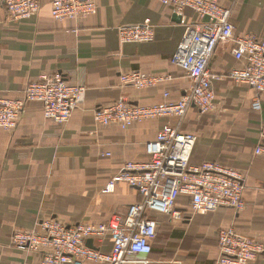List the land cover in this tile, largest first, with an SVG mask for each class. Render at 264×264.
I'll return each mask as SVG.
<instances>
[{"label":"crops","instance_id":"1","mask_svg":"<svg viewBox=\"0 0 264 264\" xmlns=\"http://www.w3.org/2000/svg\"><path fill=\"white\" fill-rule=\"evenodd\" d=\"M39 1L38 15L28 21H12L0 1V96L17 98L41 76L57 73L87 92L66 125L45 119L42 104L33 102L16 131H0V264H41L39 254L11 246L13 233L32 231L39 220L98 224L114 214L126 215L142 201L126 183H118L113 192L105 188L125 164L148 162L147 143L174 121L163 118L122 130L97 124L94 110L121 100L158 105L166 101L165 93L170 101L180 99L191 83L170 60L186 28L201 23L193 11L177 15L155 0H96V15L56 22L52 0ZM218 1L234 5L232 22L239 33L264 39V0ZM146 20L155 27L153 42H120L119 27ZM232 50V43L221 44L210 63L218 77L216 110L200 114L190 109L182 132L197 137L192 165L217 162L246 175V208L193 214L190 199L181 197L176 208L184 218L149 213L157 223L153 253L129 256L126 264H218V235L230 227L264 243V156L255 154L264 124V93L262 110L255 111V90L229 76L242 67ZM130 70L173 78L146 90L122 87L120 76ZM96 246L110 253L113 241ZM251 264H264V254Z\"/></svg>","mask_w":264,"mask_h":264},{"label":"built area","instance_id":"2","mask_svg":"<svg viewBox=\"0 0 264 264\" xmlns=\"http://www.w3.org/2000/svg\"><path fill=\"white\" fill-rule=\"evenodd\" d=\"M0 1L12 21L31 20L41 9L39 0ZM155 1L171 7L177 15L191 10L201 19V23L186 28L183 40L170 60L190 80L189 89L177 101H170L171 95L165 93L166 101L158 105L141 106L121 100L94 110L97 124L117 126L122 130L163 118L174 121L147 143L148 162L125 164L105 188V192H113L118 183H126L139 193L142 201L131 205L126 215L114 214L108 221L98 224L68 225L50 218L39 220L32 231L13 233L11 246L39 254L41 264H126L129 256L151 255L157 223L148 218L149 213L158 212L182 220L183 214L176 208L181 197L190 199L193 214L206 215L220 209L241 213L246 208L243 197L246 175L217 162L192 165L197 137L184 134L182 127L190 109L208 114L217 108L214 82L218 77L211 72L210 63L223 43H232L233 56L242 64L229 72L230 78L255 90L253 108L258 112L262 110L264 39L237 31L232 22L234 5L222 6L218 0ZM97 13L96 0H52L51 15L56 22L78 21ZM118 33L123 44L155 40V27L150 20L121 26ZM172 78L130 70L121 74L120 84L146 90ZM86 92L84 86L69 83L59 73L43 75L17 98L0 96V131H16L28 105L33 102L42 104L45 119L66 125L83 103ZM255 154L264 156V124L260 128ZM107 239L113 241L110 253L96 246ZM89 241L93 247L88 245ZM218 246V264H251L264 254V243L243 236L234 227L219 233ZM140 263L149 264L148 261Z\"/></svg>","mask_w":264,"mask_h":264},{"label":"water","instance_id":"3","mask_svg":"<svg viewBox=\"0 0 264 264\" xmlns=\"http://www.w3.org/2000/svg\"><path fill=\"white\" fill-rule=\"evenodd\" d=\"M88 245H89L90 247H93V243H92V241H89V242H88Z\"/></svg>","mask_w":264,"mask_h":264}]
</instances>
